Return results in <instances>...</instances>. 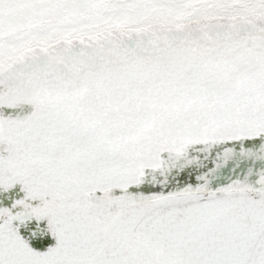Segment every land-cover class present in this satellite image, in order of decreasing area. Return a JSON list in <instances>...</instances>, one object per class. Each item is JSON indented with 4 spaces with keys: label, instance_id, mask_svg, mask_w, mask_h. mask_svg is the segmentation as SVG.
Returning <instances> with one entry per match:
<instances>
[{
    "label": "snow or ice",
    "instance_id": "1",
    "mask_svg": "<svg viewBox=\"0 0 264 264\" xmlns=\"http://www.w3.org/2000/svg\"><path fill=\"white\" fill-rule=\"evenodd\" d=\"M0 264H264V0H0Z\"/></svg>",
    "mask_w": 264,
    "mask_h": 264
}]
</instances>
